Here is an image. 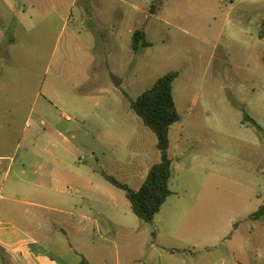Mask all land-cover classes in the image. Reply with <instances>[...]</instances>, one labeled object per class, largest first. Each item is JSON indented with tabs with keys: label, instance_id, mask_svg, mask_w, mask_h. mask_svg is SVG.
Returning <instances> with one entry per match:
<instances>
[{
	"label": "rangeland",
	"instance_id": "374dc122",
	"mask_svg": "<svg viewBox=\"0 0 264 264\" xmlns=\"http://www.w3.org/2000/svg\"><path fill=\"white\" fill-rule=\"evenodd\" d=\"M72 2L68 19L63 14L51 26L5 28L0 22V157H9L0 165L2 195L23 200L39 193L14 195L13 184L24 154L50 150L76 180L107 184L122 206H129L125 192L102 174L134 189L129 162L146 160L150 166L159 160L157 138L134 114L130 100L178 72L174 98L180 121L169 133L173 195L161 216L176 222V215L191 212L190 227L205 231L208 243L219 234L230 236L235 227L254 231L258 238L251 243L260 247L264 264V218L249 219L264 205V0ZM7 15L14 20V14ZM137 30L150 47L136 52L131 45ZM115 81L121 82L118 88ZM245 114L262 130L244 124ZM45 159L53 161L35 158ZM28 175L36 181L35 173ZM7 204L0 197V208ZM13 206L21 221L31 219L54 240L74 247L66 256L49 254L60 264H80L89 253L77 217H69L75 223L68 239L57 224L65 214ZM73 206L68 205L76 214L96 217L89 204ZM116 214L155 233L131 211L119 207ZM92 232L104 240L98 229ZM167 241L161 243H175Z\"/></svg>",
	"mask_w": 264,
	"mask_h": 264
},
{
	"label": "crops",
	"instance_id": "0c3cea01",
	"mask_svg": "<svg viewBox=\"0 0 264 264\" xmlns=\"http://www.w3.org/2000/svg\"><path fill=\"white\" fill-rule=\"evenodd\" d=\"M75 2L76 0H73L72 4ZM2 3L0 22L5 28L8 26L33 28L41 23L51 26L53 20L62 19L63 14L65 19H68L70 11V0H2ZM8 12L14 14L13 21H10ZM8 37L13 42L14 36ZM0 55H3V52ZM39 157H50L53 161L45 159L40 163L35 160ZM8 158L0 157V165L3 159ZM160 159L161 155L159 160L150 166H147L146 160H141L137 164L129 162L131 176L137 182L135 190L143 186L151 167L159 163ZM22 160L21 174L16 176L17 182L13 184L17 192L13 194L20 195V190H39L40 195L37 192L32 193L28 199L23 200L6 197L2 195L6 187L4 185L1 187L0 197L8 204L0 208V264H60L50 255L54 253L56 256H66L69 250L74 248L63 240H54L51 233H44L40 228H36L33 220L28 219V223L23 219L21 221V214L17 213L13 206L16 203L50 208L65 214L66 217L57 219V224L68 239L73 234L75 223L69 217H77L75 226L80 224V234L87 240L85 246L90 250L81 262L85 260L88 264H260V247L251 243L252 239L257 241L258 238L254 236V231L244 233L242 229L235 227L230 236L227 232L219 234L214 237L212 243L211 241L208 243V234L205 231H197L194 226L190 227L191 212L182 211L176 215L179 219L174 222V219L162 217L161 211L154 223L148 225L155 229V233L151 234L149 228H142L140 224L133 223L126 216L116 214L119 207L132 212L130 202L129 206H122L124 203L121 197H117L116 190L107 184L76 180L70 175L68 166L54 151L30 150L24 154ZM11 168L12 165L8 167V172ZM32 172L37 175L36 181L28 175ZM107 183L112 185L108 181ZM38 198H42L41 201ZM42 200L55 207L45 206ZM71 204H74L73 207L89 204L91 212L96 217L87 213L76 214L73 209H69L68 205ZM92 206L97 210L96 213ZM21 216L23 218V215ZM94 229L99 230L104 240L98 235L94 236L92 232ZM158 237H161V242L170 240L175 243L173 245L161 243ZM197 238H201L203 242L194 243L193 240ZM120 241L121 247L118 245ZM138 241L140 245L132 248L133 243ZM105 242L112 244V248L107 244L104 246Z\"/></svg>",
	"mask_w": 264,
	"mask_h": 264
},
{
	"label": "trees",
	"instance_id": "16d2710c",
	"mask_svg": "<svg viewBox=\"0 0 264 264\" xmlns=\"http://www.w3.org/2000/svg\"><path fill=\"white\" fill-rule=\"evenodd\" d=\"M260 39H264V22ZM150 47L143 31H135L131 48L139 51ZM178 72H170L160 77L155 84L144 91L138 98L131 99V109L138 116L145 127L157 138V147L161 154L160 162L153 165L139 190H134L121 183L114 177L103 173V177L116 188L125 192L130 202L132 212L145 224L152 225L163 206L173 195L170 189L172 179L173 160L170 157V129L180 121V114L174 98V83L178 79ZM244 124H251L259 130V124L247 114ZM264 218V205L252 214L249 219L258 221ZM81 264H88L82 261Z\"/></svg>",
	"mask_w": 264,
	"mask_h": 264
},
{
	"label": "water",
	"instance_id": "95a60500",
	"mask_svg": "<svg viewBox=\"0 0 264 264\" xmlns=\"http://www.w3.org/2000/svg\"><path fill=\"white\" fill-rule=\"evenodd\" d=\"M120 83H121V82L115 81L114 84H115L116 88H118V87L120 86Z\"/></svg>",
	"mask_w": 264,
	"mask_h": 264
}]
</instances>
